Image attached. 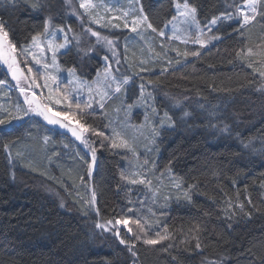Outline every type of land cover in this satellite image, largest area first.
<instances>
[{"label":"trees","instance_id":"trees-1","mask_svg":"<svg viewBox=\"0 0 264 264\" xmlns=\"http://www.w3.org/2000/svg\"><path fill=\"white\" fill-rule=\"evenodd\" d=\"M174 2L140 0L158 29L174 15ZM189 2L198 7L199 21L206 23L213 15L231 10L232 0ZM53 4L62 22L80 33L81 24L65 1L53 0ZM0 15L13 23L19 40L39 30L42 19L24 8L6 9L4 0H0ZM55 22L59 24L61 19ZM238 27L236 21L216 26L214 32L221 39L209 48L189 47V51H200L199 57L177 56V51L184 52L179 45L171 55L173 48L164 45L155 51L157 58L152 63L142 44L133 58L126 56L135 82L128 101L139 94L136 85L153 81L155 87H147L153 93L152 105L161 114L168 112L174 124L167 122L170 128L161 131L160 152L151 160L158 161L161 171L170 168L183 183L181 189L158 197L154 205L147 195L149 212H143L142 218L161 232L167 226L170 239L155 246L137 242L138 264H250L254 260L259 264L258 258L264 257V76L260 75L264 66L256 63L261 59L258 55H236L249 47L260 51L264 22L257 17V22L243 29L242 36L235 31ZM85 39L94 44L91 35ZM143 39L148 44L150 38ZM74 59L75 49L69 56H59L64 68ZM250 59L253 67L248 66ZM137 60L148 74L137 75ZM87 64L84 79L91 80L103 66L98 46ZM6 74L0 65V79L7 81ZM0 108V118L6 111L14 112L6 100ZM97 115L95 119L86 117L87 122L106 123ZM33 123L0 125V264H105L106 260L132 264L124 246L110 233L94 228L95 222L115 218L131 202H141V196L120 177V153L105 144L88 177L87 153L66 133L50 132ZM225 127L228 131L221 132ZM44 136L49 138L47 143ZM190 184L197 185L191 203L183 196ZM93 190L99 216L86 203ZM229 201L242 203L244 211L229 208ZM228 212L234 213L231 219ZM196 225L204 230L190 231ZM197 238L199 249L195 247Z\"/></svg>","mask_w":264,"mask_h":264},{"label":"snow or ice","instance_id":"snow-or-ice-1","mask_svg":"<svg viewBox=\"0 0 264 264\" xmlns=\"http://www.w3.org/2000/svg\"><path fill=\"white\" fill-rule=\"evenodd\" d=\"M65 3L71 7V14L80 18V33H76L70 23L66 24L62 22L60 14L54 11L53 0H4V7L6 9H11L15 12L24 8L32 13L39 14L42 19L39 30L30 32L28 35H25L22 40H19L16 39L17 32L13 27V23L0 15V63L6 67V72L11 75V79L16 81V87L20 94L24 96L23 104L27 105V107H23L18 103L15 106L14 112L6 111L4 118H0V125L11 124L13 121H22L25 117L35 115L42 117V119L49 125H59L61 128L68 129L72 136L80 141L88 150V153H90V160H85L84 162L87 164V175L91 177L94 166L97 163V149L93 146L95 142L90 141L88 136L89 133L96 137H102L104 140H110V147L113 149L125 148L129 151L134 150L120 132L114 130L113 135L108 136L105 132L100 131L87 123L86 117L92 114L88 112V110L93 109L94 102L97 103L101 109H104L109 100L117 98L118 94L121 93L127 97L128 93L132 90L131 85H134L135 82L133 76L127 74L117 76L115 72H118V69L113 70L112 68L113 62L119 64L116 51V41L110 39L108 36L101 35L100 32L94 31L91 27H83V16L85 14L91 16L90 10L96 8L93 0H79L78 8L83 9V13H81L76 7L72 6L73 0H65ZM175 9L176 12L184 18L185 22L189 23L190 26H195L196 33L193 34L195 38L192 42L198 44L200 48L207 47L211 41L221 39V37L217 35L205 37L204 28L201 27V24L197 19L198 7L190 3L189 0H182V3H175ZM229 9L231 10L226 9L219 15H213L211 19L206 22L205 26L209 32H211L212 28L218 24L236 20L239 27L236 28L235 31L242 36L243 29L254 22H257V17L260 18L261 22H264V0H232ZM135 11L139 14L134 16L131 20V31L137 32L138 28L144 26L146 29H151L152 32H159L160 36L166 35L164 30L158 29L153 25L148 15L144 13L143 5H140ZM127 16L128 13L125 12L124 17ZM57 19H61V23L57 24L55 22ZM175 19L176 17L173 16L172 20L174 21ZM92 22L99 23L100 21L93 18ZM169 23H171V21H169ZM123 26L125 28L130 27L127 19H125ZM113 27H119V25H113ZM166 27L167 24L165 25V28ZM57 34H62V42L54 39ZM89 34L96 38L95 44H92L85 39ZM185 43H187V41H185ZM97 46L106 48L111 53V56L108 54L102 56L105 66L102 70H96V79L89 83L84 79L88 72L87 61L97 54ZM258 47H260V51L258 52L249 47L246 51L241 49L236 55L238 57L247 58L258 55L261 59L256 61V63L264 66V46ZM37 49L39 50V53H37ZM73 49H75V59L72 61L71 66L66 68L61 67L58 63V55L69 56L73 53ZM49 52L51 53L50 62L46 58V54ZM181 55L184 57H199L201 53L198 50L184 51L183 53L177 51V56ZM29 57H31V62L40 65L44 70L42 76L44 80L43 85L38 82L41 78L40 69H37L36 76H32L33 68L28 66L31 63L28 59ZM177 63H179V61H177ZM22 64L27 66L26 73L24 68L21 67ZM248 66L253 67V61L251 59L249 60ZM256 70L259 71V69ZM140 71L144 72L147 71V69L141 67ZM164 71H167V69H164ZM53 72L56 74H53ZM60 72L67 73L69 83L75 81L86 86L90 94L92 93V85H96V95H90L89 99L83 103L80 101L74 102L70 91L67 90V88L61 89L60 87ZM260 75L264 76V71H260ZM30 76L31 79H29ZM22 80L29 81L27 87L21 86ZM49 81L51 82V86ZM141 81H143V77H141ZM5 84L6 81L0 79V86H4ZM148 85H153V87H155L153 81H148L147 84L141 82L136 85L139 89V94L136 96V100L130 104L122 101L121 107L117 108L116 111H124L127 114L134 106H137V104L146 105L145 120L147 121L151 118L147 114L150 110L151 113L155 114V118L159 121L160 126L163 127L166 121L170 123L172 122V117L168 112H164L163 117L161 118L157 109L149 103L154 100V97L152 92L146 91ZM33 86L36 88H40L41 86L47 88L48 95L43 98L38 97L35 91H31ZM60 104L66 105V108L62 111H54L53 106ZM185 115H188V113H185ZM65 121H67V123H65ZM220 131L226 132L228 129L225 127L220 129ZM48 139L47 136L44 137V142L47 143ZM100 146H104L103 141H101ZM147 163L148 161H145V165ZM169 171H171L170 168ZM146 172V168L143 172H133L131 174L121 170L120 177L122 180H126L133 185L142 184L150 186L151 181L147 179ZM81 180H83V177H81ZM117 187L119 188L120 186L118 185ZM175 187L181 189L182 185L176 183ZM196 188L197 185L190 184L187 186V190L183 191V196L189 203H191L192 200L193 190ZM96 199V192L93 190L90 199L86 201V203L95 211L96 215L99 216L100 211L95 207ZM167 199H170V197H165V200ZM249 203H251L250 200ZM61 207H64L63 203H61ZM228 207H238L241 212L244 211V205L242 203L233 205L231 201H229ZM132 211V208L128 209L129 213ZM226 214L229 219L234 215L233 212H228ZM130 225H134L135 230ZM229 227H231V225H229ZM94 228L100 229L101 233H110L112 237L118 241L119 245L124 246L123 250L130 254L132 264H138L137 242H141L148 246H155L170 239V233L168 232L167 226H164L163 232L156 230L154 236H150L149 232L152 230V226L149 222L140 217L133 218V216L130 215H122L119 218H109L103 220V222L97 221L94 223ZM122 229H126L124 235H122ZM203 230L204 229L201 225H196L194 228L190 229V231L195 232H202ZM171 246L172 245H168V247ZM195 247L197 249L201 247L199 238H197ZM164 250L167 251L168 248L166 247ZM173 259H175V257H173ZM258 260L259 264H264V257H259ZM105 264H114V262L112 260H106ZM250 264H256V261H251Z\"/></svg>","mask_w":264,"mask_h":264},{"label":"rangeland","instance_id":"rangeland-1","mask_svg":"<svg viewBox=\"0 0 264 264\" xmlns=\"http://www.w3.org/2000/svg\"><path fill=\"white\" fill-rule=\"evenodd\" d=\"M65 1V0H64ZM180 2L178 0H175L174 2V15L176 19L173 21L172 17L166 22L167 27L165 28V25L162 30L165 31V36H160L159 32H152L151 29H146L144 26H141L138 28L137 32L131 31V20L134 16L138 15L139 13L135 11L140 7V0H93V3L96 5V8L91 11V16L88 14H85L83 16V27L88 28L91 27L94 31H98L101 33V35L108 36L110 39H114L116 41V51H117V58L119 59V64L112 63L113 70L118 69V72H115L117 76L121 74H127V75H133L132 71V65L127 61V57L129 56L133 58L135 56V50L137 47L142 44L147 49V55L150 57V61L152 63L156 62L157 54L155 51H161L162 46L168 45L169 47L173 48L171 50V55H175L174 49L176 50L177 45L179 47L181 46V51H189L190 48H196L199 49L200 46L198 44H195L192 42V40L195 38L193 35L196 33L195 26H190L189 23L185 22L184 18L181 17L175 9V3ZM182 3V2H180ZM79 0H73V7H76L81 13H83V9L78 8ZM68 6V5H67ZM68 9L71 13V7L68 6ZM127 12L128 16L124 17V13ZM72 15V14H71ZM74 16V15H73ZM76 17V16H75ZM80 24L81 20L80 18L76 17ZM93 18L99 20V23L92 22ZM125 19L128 20L130 27L125 28L124 21ZM198 19V18H197ZM199 20V19H198ZM171 21V23H169ZM236 20H233L231 22H235ZM200 22V21H199ZM229 22V21H226ZM201 27L204 28L205 37L217 35V33L214 32L216 26L212 28V31L209 32L207 30V27L205 26L206 23H201ZM113 25H119V27H113ZM139 33V34H138ZM198 34V33H197ZM90 35V34H89ZM219 36V35H217ZM92 37V36H91ZM143 37H148V44L145 43V39ZM55 40L61 41L63 40L62 34H57L56 37H54ZM94 44L96 41L95 37H92ZM150 40V42H149ZM187 41V43H185ZM218 40L211 41L207 47L209 48L211 45H213ZM127 46V47H125ZM99 49L102 51V56L104 54H108L111 56V53L106 49L102 48L101 46H98ZM155 47V50H154ZM185 47V48H184ZM129 49V51H128ZM204 49V48H203ZM37 53H39V50H36ZM134 53H133V52ZM46 58L50 62L51 53L46 54ZM31 62V57L28 58ZM103 60V59H102ZM58 63L61 66L59 62V55H58ZM0 65L4 68L6 71V67L0 63ZM28 66H31L33 68L32 76L37 75V69H40V79L38 82L43 85L44 80L42 78L44 74V70L41 68L40 65H36L34 62H31ZM105 66V62L103 61V67ZM22 68H24L25 73L27 72V66L24 64L21 65ZM62 67V66H61ZM135 71L138 75L141 74H148L149 72H141L140 68L142 67V63L140 60L135 61ZM149 68V65L146 66V68ZM134 70V69H133ZM132 71V72H131ZM7 73V72H6ZM53 74H56L53 72ZM7 75V81L4 86H0V99L4 104L5 100L9 102V104H12L13 110H15V106L19 103L23 107H27V105L23 104L24 96H22L16 87V81L11 79L10 74ZM60 87L61 89L67 88V90L70 91L72 94L73 101H80L81 103L86 102L89 99V96H95L96 95V85H92V93L90 94L87 87L81 85L79 82H73L69 83V78L67 77L66 72H60ZM31 79V76L30 78ZM96 79V75L91 80H87L89 83L94 81ZM29 81H21V86L27 87ZM49 84L51 86V82L49 81ZM31 91H35L38 97H46L48 95V89L41 86L40 88H36L33 86L31 88ZM146 91H149L146 89ZM30 94V93H29ZM131 94V92L128 93L127 97L123 93L118 94L117 98H114L112 100H109L104 109H101L97 103H93V109H89L88 112L92 113L91 115L87 116L88 118L95 119L97 115L98 117L105 118L104 124L93 125V127L97 128L100 131L105 132L106 135L112 136L113 131L120 132L121 135L128 141L129 145L132 147L134 151H129L125 148H116L113 150H117V152L120 153V157L122 159V170L128 171V174H131L133 172H143L144 169H147V172L145 173L147 175V179L151 181L150 186L142 185V184H130L128 181L127 184L131 188L132 192H136L139 194L141 198L140 204L137 202H131L129 206L123 210L120 209L118 214L115 218H119L122 215H130L133 216V218L140 217L142 218L143 212L147 213L148 210V200L147 195L152 199V204H155V201L158 197L162 195H169L172 191L177 190L175 187L176 183H180L183 187L182 181L173 174L172 170L169 171V168H166L165 170L161 171V169L158 167V161L151 160V158L156 154L157 151H159V148L157 146V142L160 138L161 131L167 128H170L167 125V121L165 122L164 126L161 127L159 124V121L155 118V114L151 113V111H148V115L151 117L149 120H145V114H146V105L137 104V106H134L130 112L127 114L124 111L117 112L116 109L121 107L122 103V96L123 101L126 103H133L136 98L129 102L128 96ZM46 102V101H45ZM151 105L153 101L149 102ZM153 106V105H152ZM66 108V105L60 104V105H54L53 109L54 111H62ZM0 110H2L0 108ZM158 111V110H157ZM159 112V111H158ZM161 118L163 117V114L159 112ZM23 122H27L29 124H34L35 122L37 125L41 127H45L46 130H50L55 132H62L66 133L68 135V138L70 141L74 143L76 147H80L85 153H87L89 159H90V153H88V150L84 147V145L76 140L75 137L72 136L71 132L68 131V129L61 128L59 125H49L46 121L42 119V117H38L35 115H32L31 117H25L22 121H13L11 124H21ZM67 123V121H65ZM88 123V122H87ZM11 124H8L9 126ZM171 125L173 126V122H171ZM158 133V134H157ZM89 139L91 142L94 143V147L97 149V153L99 149L101 148L100 143L103 141V145L107 144L110 147V140H104L102 137H96L92 135L91 133L88 134ZM46 137V136H44ZM119 142V141H117ZM69 142L65 144V146H68ZM160 152V151H159ZM145 161H148V163L145 165ZM89 177V176H88ZM88 191H91V188L87 186ZM179 190V189H178ZM144 196H143V195ZM158 201V200H157ZM156 201V202H157ZM132 208L133 211L131 213L128 212V209ZM153 208V206H152ZM152 212V210H151ZM150 216H153L152 213H150ZM143 219V218H142ZM148 221V220H147ZM152 226V230L149 232L150 236H154V233L156 229L153 227L151 223H149ZM134 228V225H130ZM159 230V229H158ZM163 232V230H162ZM126 233V229H122V235ZM131 235V234H128Z\"/></svg>","mask_w":264,"mask_h":264}]
</instances>
